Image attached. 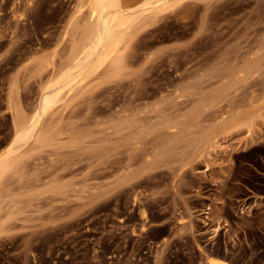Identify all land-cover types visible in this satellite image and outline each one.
Instances as JSON below:
<instances>
[{
    "label": "rangeland",
    "instance_id": "1",
    "mask_svg": "<svg viewBox=\"0 0 264 264\" xmlns=\"http://www.w3.org/2000/svg\"><path fill=\"white\" fill-rule=\"evenodd\" d=\"M93 1L0 0V264H264V0H119L67 77Z\"/></svg>",
    "mask_w": 264,
    "mask_h": 264
},
{
    "label": "bare ground",
    "instance_id": "2",
    "mask_svg": "<svg viewBox=\"0 0 264 264\" xmlns=\"http://www.w3.org/2000/svg\"><path fill=\"white\" fill-rule=\"evenodd\" d=\"M94 1H95V5H94L92 11H90V13L92 12L94 15L99 17L101 21L99 20L100 23L98 22L99 24L96 27H93L90 30H88V32H86L84 37L81 36V40L76 41L74 43L72 42V47H71V49H69L70 56H71V63H69V66L66 65L65 68L61 69L62 75L66 74V76H67V74H75L77 71H79L80 69H83L86 65H88V63L91 60L93 61V59H94V61H95L96 56L97 57L99 56L103 47H105V44L107 43V41H109L111 38H113L114 34L115 35L117 34L116 32L118 29L116 30V27H118L120 24H123L126 21L127 17H125V14H123V12H122L123 10L121 9L122 6L120 5L119 0H94ZM94 1H93V3H94ZM160 1H166V0H155V2H160ZM156 8H158L157 4H156ZM97 17H96V20H97ZM95 22H94V24H95ZM127 23H129L128 19H127ZM117 37H116V40H117ZM119 39H120V37H119ZM114 46H116V45H114ZM109 50H110V48H109ZM104 55L106 57V53ZM101 56L102 55H100V57ZM90 63H92V62H90ZM83 74H84V72H83ZM69 77H70V75H69ZM42 95H43V93H42ZM43 96H44L43 103H41V104L43 106V109L45 110V109L49 108L50 106H52L53 102L55 101V94H52V90H51V91H48L47 93H45V95H43ZM14 120H15V118H14ZM15 121L16 122H15L14 126L16 125L15 126L16 127L15 128L16 129V135H15L14 141L16 143L23 144L28 138L29 139L31 138L29 136L30 130L28 133L27 129L25 128V125H23V123H22L23 121H21V116H18ZM29 128L31 129V127H28V129ZM12 149H13V147H12ZM0 155L4 156V155H6V152H5V154H0ZM7 156H8V154H7ZM2 160H3V158L0 157V161H1L0 162V174H1V168H2ZM4 161L5 160H3V162ZM2 170H3V168H2ZM205 212L207 213V211H205ZM210 262H211V264H229V262L226 259L221 258V257H216V256H211Z\"/></svg>",
    "mask_w": 264,
    "mask_h": 264
},
{
    "label": "crops",
    "instance_id": "3",
    "mask_svg": "<svg viewBox=\"0 0 264 264\" xmlns=\"http://www.w3.org/2000/svg\"><path fill=\"white\" fill-rule=\"evenodd\" d=\"M214 192H215V191H214ZM259 201H260V199L255 198V199H253L252 203L256 204V203H258ZM206 216H207V215H206Z\"/></svg>",
    "mask_w": 264,
    "mask_h": 264
}]
</instances>
